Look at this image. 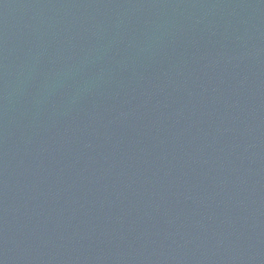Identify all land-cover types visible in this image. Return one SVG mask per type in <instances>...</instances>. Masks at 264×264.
Returning a JSON list of instances; mask_svg holds the SVG:
<instances>
[{"label":"water","instance_id":"95a60500","mask_svg":"<svg viewBox=\"0 0 264 264\" xmlns=\"http://www.w3.org/2000/svg\"><path fill=\"white\" fill-rule=\"evenodd\" d=\"M0 264H264V0H0Z\"/></svg>","mask_w":264,"mask_h":264}]
</instances>
